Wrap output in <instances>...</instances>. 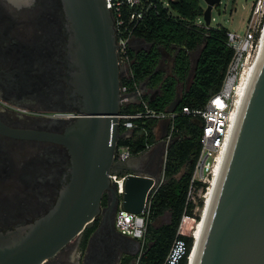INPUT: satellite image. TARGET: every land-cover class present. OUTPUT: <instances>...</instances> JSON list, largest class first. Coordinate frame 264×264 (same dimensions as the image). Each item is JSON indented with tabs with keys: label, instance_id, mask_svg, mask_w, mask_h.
<instances>
[{
	"label": "water",
	"instance_id": "1",
	"mask_svg": "<svg viewBox=\"0 0 264 264\" xmlns=\"http://www.w3.org/2000/svg\"><path fill=\"white\" fill-rule=\"evenodd\" d=\"M203 1L202 18L210 25L212 10L221 0ZM61 5L69 31L71 84L82 101L64 134H44L69 148L72 177L44 220L28 230L0 232V264H42L97 217L104 220L112 213L114 220L119 206L141 213L147 194L161 180L160 173L125 172L128 168L115 161L119 139L132 131H121L119 125L125 93L120 90L113 14L105 0H61ZM179 100L177 92L167 110H175ZM28 133L32 132H22ZM113 171L126 174L121 194L109 177ZM195 243L194 237L187 264ZM136 244L139 248L138 240ZM193 264H264V42L231 132Z\"/></svg>",
	"mask_w": 264,
	"mask_h": 264
},
{
	"label": "flooded vegetation",
	"instance_id": "2",
	"mask_svg": "<svg viewBox=\"0 0 264 264\" xmlns=\"http://www.w3.org/2000/svg\"><path fill=\"white\" fill-rule=\"evenodd\" d=\"M66 22L61 0H17L15 7L0 0L2 233L44 220L71 181L69 148L44 134H64L82 101L71 84ZM107 218L97 217L42 264H72L73 251L75 264H132L142 252L137 240L115 228L112 213Z\"/></svg>",
	"mask_w": 264,
	"mask_h": 264
},
{
	"label": "trees",
	"instance_id": "3",
	"mask_svg": "<svg viewBox=\"0 0 264 264\" xmlns=\"http://www.w3.org/2000/svg\"><path fill=\"white\" fill-rule=\"evenodd\" d=\"M205 6L203 0H169V7L145 16L133 32V36L146 41L149 47L138 51L129 49L132 78L123 80L128 90H134L133 81L139 84L145 81L143 97L149 106L166 110L176 97L178 85L184 84V89L175 106L178 114L173 121L174 136L166 150L163 177L150 202L145 244L132 264H162L166 257L185 208L187 188L201 147V127L195 118L182 113V108H200L219 91L233 54V49L227 44L229 29L219 23L215 26L204 24ZM161 49L173 56L169 74L159 68ZM196 49H199L197 61L188 80L192 67L191 53ZM152 93L155 94L150 98ZM140 108L141 104L134 108L123 106L122 110L133 112ZM155 122L154 119L138 120V128L130 136L121 138L119 144H128L133 154L143 152L155 140ZM202 205L199 198V206ZM194 207V204H189L187 213L199 220L200 215L193 213ZM165 211H169V220L155 225L152 221ZM89 233L90 230L85 232L84 243ZM181 237L187 241L188 249L179 264H187L193 237ZM128 263L127 259L123 264Z\"/></svg>",
	"mask_w": 264,
	"mask_h": 264
},
{
	"label": "built area",
	"instance_id": "4",
	"mask_svg": "<svg viewBox=\"0 0 264 264\" xmlns=\"http://www.w3.org/2000/svg\"><path fill=\"white\" fill-rule=\"evenodd\" d=\"M105 3L114 17L118 62L122 72L120 90L126 93L128 86L123 83V80H130L132 78L129 49L134 29L145 16L150 13H158L160 9L169 7V0H105ZM261 21L260 19L256 23V16L253 15L249 23H247V28L243 34L231 30L227 32V44L233 49V54L226 67L221 88L209 97L204 106L200 108H188L184 106L182 108V113L200 120L201 147L187 188L185 208L177 227L176 236L162 264H179L186 255L188 245L187 241L181 235L192 236L194 239L192 228L196 218L187 213V208L189 204L192 203L195 205L197 203V197L201 198L204 203L203 195L211 184L215 172V165L219 162V157L223 155L229 143L234 126L232 122V111L235 107L237 87L247 62L254 54L258 45L262 29L260 28ZM262 25H264V19ZM133 86V91H135L139 98L141 108L133 112L121 110L118 114L120 127L123 130L128 129L133 131L135 128H138L137 121L140 119H154L156 121L167 119L169 121V130L166 135V142L169 143L174 136L175 129L173 121L178 114L177 111H169L167 109L159 110L150 107L147 100L143 97L144 92L140 84L133 81ZM128 136L130 135L122 138ZM149 146L148 144L146 149ZM132 155L130 146L128 144H119L118 141L115 150V161L122 163ZM125 175L117 171L109 174L111 181L116 184V191L119 194L123 192ZM157 186L152 188L147 194L141 213H133L121 208L115 215V228L121 234L138 240L140 243V251L145 244V232L150 212V202ZM186 228H190V231L186 230Z\"/></svg>",
	"mask_w": 264,
	"mask_h": 264
},
{
	"label": "crops",
	"instance_id": "5",
	"mask_svg": "<svg viewBox=\"0 0 264 264\" xmlns=\"http://www.w3.org/2000/svg\"><path fill=\"white\" fill-rule=\"evenodd\" d=\"M148 47H149V44L146 41H144L141 38L132 36V38L130 40V48L131 49L138 51V50L146 49ZM163 50L164 49H161V52H163ZM161 62H162V56H161L160 61H159V68H161ZM171 66H172V64H171ZM166 74H169V73H166ZM191 75H188V80L190 79ZM145 85H146L145 81L140 83V87L144 93H145ZM183 89H184V84H182V83L179 84L178 85V93L181 94V90H183ZM139 104H140L139 98L136 95L135 91L128 90L125 93V99H124L123 106L124 107L129 106L131 108H134V107H138ZM168 130H169V121L167 119L157 120L155 122V125L153 128V133L155 136L154 142H152L150 144L149 148L145 149L143 152H140L138 154H133L126 161L122 162V164L128 168V170L125 172H136V173H143V174H158V173H160L161 177H163L165 155H166L167 146L169 144L166 142V135L168 133ZM122 131H124V130H122ZM156 159H159V168H158V170L154 171V170H152V163ZM121 208L122 207L119 206L117 211H119ZM117 211H116V213H117ZM165 215H167V220H169V211H165L163 214H161L156 219L162 218ZM99 220H101V218H99ZM104 220H109V219L105 218Z\"/></svg>",
	"mask_w": 264,
	"mask_h": 264
},
{
	"label": "rangeland",
	"instance_id": "6",
	"mask_svg": "<svg viewBox=\"0 0 264 264\" xmlns=\"http://www.w3.org/2000/svg\"><path fill=\"white\" fill-rule=\"evenodd\" d=\"M255 10L256 13L254 14ZM253 15L256 16V23L260 19L262 20L260 23V28H262L263 19H264V0H221L219 7L215 6L212 10L211 25L215 26L218 23L223 24L229 30L237 31L243 34L245 29L247 28V23H249ZM198 52L199 49H196L191 53L192 64H194ZM171 64H172V55L167 54L164 51V54L162 56L161 68L165 71V73H170ZM196 200L197 203L195 204L193 213L199 214L200 213L199 209L201 207L199 206V197H197ZM166 221H168L167 215H165L162 218L153 220L152 222L155 225H160L161 223H164ZM194 226L195 224L193 225V232H194ZM186 230L190 231V228H186Z\"/></svg>",
	"mask_w": 264,
	"mask_h": 264
},
{
	"label": "bare ground",
	"instance_id": "7",
	"mask_svg": "<svg viewBox=\"0 0 264 264\" xmlns=\"http://www.w3.org/2000/svg\"><path fill=\"white\" fill-rule=\"evenodd\" d=\"M263 42H264V25L261 29V34H260V39L258 41V45L254 51V54L248 60L247 65H246V67H245V69L241 75L239 85L237 87V91H236V95H235V107L232 111L233 125L235 123V120H236V117H237V114H238V111H239V108H240L246 87H247V84L249 81V78L251 76V73H252V71L256 65V62L259 58V55L261 53ZM227 147H228V145H227ZM226 151H227V148L225 149V152L223 153V155L221 157H219V162H217L215 165V172H214L213 179L211 180V184L208 187V190L206 191V193L203 195L204 203H203V206L200 207V209H199L200 210L199 214L201 215V218H199L198 221L195 220L193 222V225L195 224V226H194V232H193V228H192V234H194L193 236L195 237L196 243H195L194 249L192 250V253L190 254L188 264H193L195 261L196 254H197V246H198V243H199L200 238L202 236L204 224H205V218L208 214V209L212 203L213 196H214L217 184H218V180H219L221 170L223 167Z\"/></svg>",
	"mask_w": 264,
	"mask_h": 264
},
{
	"label": "clouds",
	"instance_id": "8",
	"mask_svg": "<svg viewBox=\"0 0 264 264\" xmlns=\"http://www.w3.org/2000/svg\"><path fill=\"white\" fill-rule=\"evenodd\" d=\"M7 5L15 7V6H17V0H7ZM77 256H78V253L76 251H73L70 254L69 259H70V261H72V264H75Z\"/></svg>",
	"mask_w": 264,
	"mask_h": 264
}]
</instances>
